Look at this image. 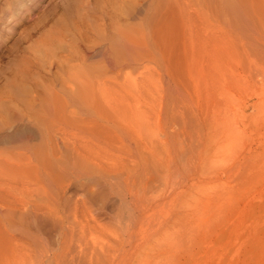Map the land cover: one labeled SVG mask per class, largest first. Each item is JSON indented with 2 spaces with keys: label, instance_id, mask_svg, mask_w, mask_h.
<instances>
[{
  "label": "rangeland",
  "instance_id": "rangeland-1",
  "mask_svg": "<svg viewBox=\"0 0 264 264\" xmlns=\"http://www.w3.org/2000/svg\"><path fill=\"white\" fill-rule=\"evenodd\" d=\"M30 91L0 264H264V0H0V120Z\"/></svg>",
  "mask_w": 264,
  "mask_h": 264
},
{
  "label": "bare ground",
  "instance_id": "bare-ground-1",
  "mask_svg": "<svg viewBox=\"0 0 264 264\" xmlns=\"http://www.w3.org/2000/svg\"><path fill=\"white\" fill-rule=\"evenodd\" d=\"M106 47H107L106 45L102 44V41L100 43L99 40H93L92 43L89 42L88 44L86 43V45L81 47V49L78 50V52H76L75 63H76V68L80 71L79 74L85 75L87 71L91 70L90 75L92 76V80H93V83L90 86L91 96L92 95L96 96L98 93L97 81L99 78V72L96 69L97 68L96 60L101 55V50ZM79 86L82 87V84L78 83L77 87ZM76 91L77 90H74L71 87V93L77 95L78 96L77 99L81 100L79 104H83L84 103L83 101H85L86 98L82 97L83 93H78ZM28 95L31 96L32 98L31 102H33L30 109H28L27 111L23 110L19 114V109L17 108L16 113L13 116L0 120V146L4 144L13 145L15 144L14 142L24 138H27L26 140L29 142L37 139L38 135L36 133V124L38 122L37 116L39 112H37L36 109H38L42 105L36 104L38 96L34 95V91H30ZM9 99H10L9 101L10 103L14 102V100H12L11 97ZM44 100H46L49 104H51L53 108L59 107L63 109L66 106L64 100L57 97V95L54 92H47V94H45ZM23 143H26V146L29 147V143L25 141H23ZM18 149L19 147L15 148L14 151L17 152ZM9 155L6 154V152L5 155L4 152L0 153V193L7 186L6 182L4 181V177L8 174H13L14 176H17V174L21 171V169L18 166L12 163L13 156H9Z\"/></svg>",
  "mask_w": 264,
  "mask_h": 264
}]
</instances>
